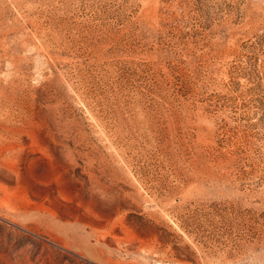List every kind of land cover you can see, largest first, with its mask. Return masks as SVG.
<instances>
[{"label": "rangeland", "instance_id": "obj_1", "mask_svg": "<svg viewBox=\"0 0 264 264\" xmlns=\"http://www.w3.org/2000/svg\"><path fill=\"white\" fill-rule=\"evenodd\" d=\"M0 264H264V0H0Z\"/></svg>", "mask_w": 264, "mask_h": 264}]
</instances>
